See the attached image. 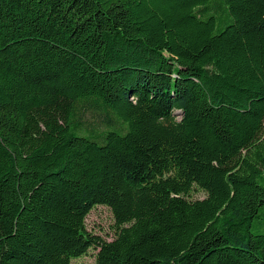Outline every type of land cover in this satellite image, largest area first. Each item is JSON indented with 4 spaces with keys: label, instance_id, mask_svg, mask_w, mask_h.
<instances>
[{
    "label": "trees",
    "instance_id": "16d2710c",
    "mask_svg": "<svg viewBox=\"0 0 264 264\" xmlns=\"http://www.w3.org/2000/svg\"><path fill=\"white\" fill-rule=\"evenodd\" d=\"M91 247L264 264V0H0V264Z\"/></svg>",
    "mask_w": 264,
    "mask_h": 264
},
{
    "label": "rangeland",
    "instance_id": "374dc122",
    "mask_svg": "<svg viewBox=\"0 0 264 264\" xmlns=\"http://www.w3.org/2000/svg\"><path fill=\"white\" fill-rule=\"evenodd\" d=\"M206 196V192L198 188H194L190 195L192 199H202ZM114 223L112 210L106 205H97L86 218L87 229L105 241H111L115 238ZM98 252L99 248L91 247L86 254L73 258L71 264H96Z\"/></svg>",
    "mask_w": 264,
    "mask_h": 264
}]
</instances>
